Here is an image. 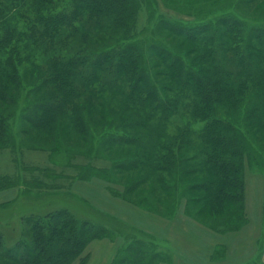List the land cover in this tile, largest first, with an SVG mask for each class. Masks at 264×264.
<instances>
[{
  "label": "trees",
  "instance_id": "trees-1",
  "mask_svg": "<svg viewBox=\"0 0 264 264\" xmlns=\"http://www.w3.org/2000/svg\"><path fill=\"white\" fill-rule=\"evenodd\" d=\"M155 3L158 0H0V151L15 147V121L9 122L7 114L27 83L37 77L43 81L33 90L43 95L31 104L29 97L21 121L26 123L25 133L33 130L54 137L57 124L93 145V133L83 135L90 123L88 114L104 118L110 112L102 94L119 95L124 112L133 113L128 127L139 134L129 138L110 131L98 139L106 152L124 147L132 155L133 160L118 164L119 169L142 172L135 186L145 182L151 192L157 189L166 199L181 195L198 218H212L210 228L236 232L248 223L246 165L252 167L259 158L256 150L264 141V19H256L252 27L238 18L197 25L170 24L161 18L154 31L182 37L186 51L178 54L153 45L155 58L149 61L135 38L146 30L142 19L153 20ZM257 5L262 6L259 15H264V3ZM94 33L112 46L102 52L83 51L82 43V49L67 58L70 39L83 36L87 42ZM41 50L54 56L46 67L35 62L34 53ZM86 63L92 69L77 88L78 65ZM152 65L158 69L159 86L151 75ZM94 82L100 83L96 104L85 99L94 92ZM175 116L185 123L171 134L168 125ZM100 122L96 120V125ZM255 136L260 142L253 140ZM1 181L2 189L13 185ZM158 202L167 200L159 197ZM262 213L255 249L239 264H264V209ZM24 221L22 227H27L15 244L7 246L0 230V264H88L90 243L112 239L110 230L79 220L68 209L31 215ZM131 242L124 254L132 260L123 254L111 264L167 262L152 251L147 238ZM221 245L212 250L213 264L227 259L228 249Z\"/></svg>",
  "mask_w": 264,
  "mask_h": 264
},
{
  "label": "rangeland",
  "instance_id": "rangeland-1",
  "mask_svg": "<svg viewBox=\"0 0 264 264\" xmlns=\"http://www.w3.org/2000/svg\"><path fill=\"white\" fill-rule=\"evenodd\" d=\"M245 1L158 0V3H155L157 11L152 7L153 20L142 19V24L143 22L146 24L144 26L146 30L137 35L135 40L139 41V48L149 61L155 58L151 51L153 45L182 54L186 51L185 46L182 47L180 44L184 40L182 37L165 30L154 31V25L161 18H163L161 21L170 24L178 21L182 25L215 23L222 18H238L253 27L256 19H264V15H259L262 6L257 7V4L264 3V0H257V4L256 0ZM143 17L147 18V14ZM82 37L70 39L65 50L67 58L82 49L80 47L82 43L83 51L102 52L112 46L110 42H101L95 33L94 36L89 34L87 42L83 41ZM34 57L35 62L42 63L45 67L54 60V56L44 50L39 51V55L36 51ZM188 58L193 57L191 55ZM90 65L89 63L78 65L77 88L86 82L88 69H92ZM150 70L159 86L161 83L156 73L158 69H153L152 65ZM41 81L42 76L31 83L28 82L29 86L19 94L12 111L7 114L9 122L15 121L12 128L15 147L0 151V230L5 233L7 246L15 244L22 229L27 227H22L26 225L24 219L31 215L42 216L51 211L68 209L79 220L105 227L112 234V239H100L90 243L86 251L89 254L88 264L118 262L123 258L121 256L128 243L131 244V241L138 238H147L148 244L155 250L152 251L160 252L167 258V262L161 264H213L210 259L212 250L220 244L228 250L227 259L222 257L218 264H239L242 259L251 256L259 238L260 216L264 209V141L262 148L258 147L256 150L259 158L254 159L252 167L248 165L249 163L246 165L245 208L248 223L236 232L222 233L208 226L214 223L209 215L198 218L195 211L190 210V205H187L185 200L182 201L181 195L176 194L175 197L166 199L157 189L155 191L157 194L151 192L145 182L135 186L144 175L134 169L125 171L119 169L118 164L133 160L130 157L132 155H128L126 152L129 151L124 150V147L110 152H106L102 147L98 139L104 132L114 131L118 133L117 136L129 138L131 135L139 134L128 127L129 123H132L133 113L124 112L123 99L119 95L102 94L106 98L107 109L109 108L110 112L104 118L100 119L97 115L90 118L88 114L90 123L85 124L83 135L93 133L95 141L93 145L90 143L88 146L84 137L66 126L59 127L57 124L54 126L56 129L54 137L33 130L31 133H25L26 123L21 122L23 111L28 107L29 97H33L31 104L34 97L39 98L43 95L40 91L33 90ZM99 85V82L92 83L91 89L94 92L85 99L96 104V94L100 95L96 93ZM49 86H45L46 92L50 90ZM96 120L102 122L96 125ZM184 123L181 117H173L168 125L169 133L176 134V127ZM33 134L43 138H35ZM253 140L260 142L256 136ZM116 144L119 146V142ZM256 144L253 145L257 146ZM97 152L102 156L96 157ZM1 180L13 185L8 189H2ZM176 191L182 193L181 189ZM159 197L167 202L159 203ZM125 257L132 260L131 255Z\"/></svg>",
  "mask_w": 264,
  "mask_h": 264
}]
</instances>
